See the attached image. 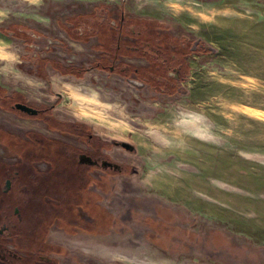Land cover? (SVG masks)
Masks as SVG:
<instances>
[{"label":"rangeland","instance_id":"1","mask_svg":"<svg viewBox=\"0 0 264 264\" xmlns=\"http://www.w3.org/2000/svg\"><path fill=\"white\" fill-rule=\"evenodd\" d=\"M122 13L207 46L180 90L86 69L97 38L75 39L78 23ZM0 89L133 148L111 151L136 171L118 175L93 232L54 233L63 264H264V0H0Z\"/></svg>","mask_w":264,"mask_h":264},{"label":"flooded vegetation","instance_id":"2","mask_svg":"<svg viewBox=\"0 0 264 264\" xmlns=\"http://www.w3.org/2000/svg\"><path fill=\"white\" fill-rule=\"evenodd\" d=\"M78 24L75 39L97 38L85 50L97 52L87 70L116 74L157 93L180 90L190 56L208 49L161 22L125 13L119 22L95 14ZM25 32L19 35L37 33ZM73 70L79 75L83 69ZM29 118L40 121L43 130H24L11 122ZM116 146L133 149L99 138L84 122L57 115L53 104L41 107L18 92L0 89V264H63L61 257L70 252L54 240V233L88 237L96 225V207L110 196L118 175L136 171L112 156Z\"/></svg>","mask_w":264,"mask_h":264},{"label":"water","instance_id":"3","mask_svg":"<svg viewBox=\"0 0 264 264\" xmlns=\"http://www.w3.org/2000/svg\"><path fill=\"white\" fill-rule=\"evenodd\" d=\"M18 107H20V108H23V109H25L26 111H30V110H32V108H30V107H27V106H25V105H17Z\"/></svg>","mask_w":264,"mask_h":264},{"label":"trees","instance_id":"4","mask_svg":"<svg viewBox=\"0 0 264 264\" xmlns=\"http://www.w3.org/2000/svg\"><path fill=\"white\" fill-rule=\"evenodd\" d=\"M61 68H63L62 70H63V72H68L69 71V68L67 67V68H65L64 66H62ZM71 70V69H70Z\"/></svg>","mask_w":264,"mask_h":264}]
</instances>
